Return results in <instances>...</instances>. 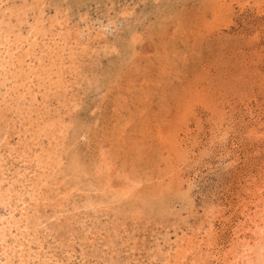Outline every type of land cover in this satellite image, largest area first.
<instances>
[{
	"label": "rangeland",
	"instance_id": "1",
	"mask_svg": "<svg viewBox=\"0 0 264 264\" xmlns=\"http://www.w3.org/2000/svg\"><path fill=\"white\" fill-rule=\"evenodd\" d=\"M38 10L61 44L28 48ZM0 17V42L27 37L0 48V153L14 142L38 188L15 210L26 264H221L264 186V0H8Z\"/></svg>",
	"mask_w": 264,
	"mask_h": 264
},
{
	"label": "bare ground",
	"instance_id": "2",
	"mask_svg": "<svg viewBox=\"0 0 264 264\" xmlns=\"http://www.w3.org/2000/svg\"><path fill=\"white\" fill-rule=\"evenodd\" d=\"M7 1L8 0H0V6H1V4H4ZM11 1H13V0H11ZM22 8H23L22 15L27 16L28 11L24 9L25 7H22ZM8 10L10 11V9H8ZM1 12H2V15H4V11H1ZM43 14H44L43 10H38L37 18L35 19L34 23H32L29 26V32L28 33H31V36H33L32 39L34 38V42L32 41V43H29V44L27 43L28 44V48H29V46L31 44H34L36 42L37 33H40L42 36L48 38V41H50V42L46 43L47 48L52 46L50 43L58 45V42H59V44H61L60 40H61V33L62 32H61L60 28H61V26L63 24L60 22V20L59 21L58 20L52 21V22L49 23L50 28L45 30V28H44L45 19L43 17ZM54 29H56V32H54ZM7 32H8V30H7ZM9 35H10V31H9L8 35L4 36V39L2 40V42H0V48L5 47V50H6L7 48L9 49L10 42L13 43L14 45L18 42L17 40H19V39L16 36H15V39L10 40L9 39ZM26 38H27L26 36H24V37L21 36L20 37V39H21L20 46L18 44H16L14 49L18 50V48H21L23 46V44H24L23 42L26 41ZM63 38H65V37L63 36ZM4 42L6 43V45H4L5 44ZM43 43H45V42H43ZM44 45H43V47H44ZM27 50L28 49H26V51ZM54 52H52V53H54ZM32 56H33V54H32ZM28 58H29V56H28ZM37 59H38V56H37ZM39 60H41V59H39ZM26 65H27V63H26ZM30 68L32 69V67H30ZM30 68H29V71H30ZM35 69L36 68H34V71H36ZM37 78H38V76H37ZM27 82H28V80H27ZM26 90H28V89H26ZM33 94H35V92ZM48 126H49V124H48ZM15 153H17V151H16V149L14 147V142L13 143L9 142L8 152H7L6 156L3 155L2 153H0V175L2 176V178L0 179V186H1V183L3 181L7 182V184H8L6 189L5 190L3 189L4 192H2L3 190L1 191V189H0V205H2L4 208H7L8 206L11 208L10 211L7 212V213H9L8 217H6L4 214L0 216V256L1 255L5 256V259H4L5 261L4 260L2 261L1 258H0V264H10L11 263V262L8 261L9 253L6 250L7 247H8V250H9V248L12 249L13 255H14V252L16 253L17 251H19V253H20L19 257L17 256L18 257L17 258V262H20L19 264H26V263L29 262V260H33L35 257L39 256V254H37L38 251L37 250L35 251L33 249V247H32V243L33 242L29 239L30 237H28L31 234H30L27 226L26 225H23V226L18 225L19 219L17 221L16 218H15V215H16L15 214V210H17L18 203L22 204V207H20L19 210L21 209L22 212L23 211L25 213L27 212L26 211L27 207H24L27 202L23 200L24 193L21 192L22 189L25 190V193L29 196L30 200H33V199L35 200L36 199V196H35L36 194L35 193H37L38 188H34L29 183V182H31L32 180L35 179L36 172L29 170V166H26V164H24L25 166L22 169H21V166H14V168H13V165H14L13 161L16 160V156H14ZM49 155H51V154H49ZM7 159H11L12 162L7 167H4L2 162H4V161L7 162ZM32 161L35 163L36 167L40 168L41 170L45 169L44 166L40 165V160H39L38 155H36L34 158H32ZM23 162L24 161H22L21 163H23ZM9 174H11V177L8 178ZM41 174L43 175V173H41ZM41 174H39L38 177ZM14 184H16L17 186H15ZM11 186H13L14 188H10ZM263 190H264V186L260 187L258 189V191H257L258 195H257V198H256L257 201H256L255 204L253 203L255 209L252 212H249L248 214H246L245 219H244V223L241 225L242 227L240 226L239 227L240 229H238V231L235 232L236 237H235V239L233 240V242L230 245L231 246L230 248H232V249H230V251L224 253V257H223V260L221 261V264H264V195H263V193H261ZM41 193H42V191L39 194H41ZM13 200H16V202H13L14 204L11 203ZM33 209H35V208H33ZM24 217H25V215H24ZM4 219H6V221H4ZM25 221H26V218H25ZM37 222H39V221H37ZM40 225H41V223H40ZM35 229H36V227H35ZM14 230L18 232V235L14 232ZM36 241H37V239H36ZM177 248H179V247H177ZM24 255H25V259H24ZM182 258H183L182 260H184V257H182ZM43 259H45V258H43ZM37 260H38V258H37ZM182 260H180V261H182ZM55 264H57V263H55Z\"/></svg>",
	"mask_w": 264,
	"mask_h": 264
}]
</instances>
